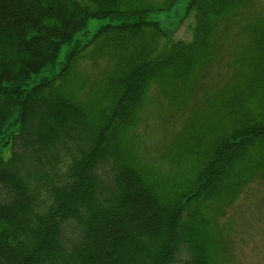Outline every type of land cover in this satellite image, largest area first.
Here are the masks:
<instances>
[{
  "label": "trees",
  "instance_id": "obj_1",
  "mask_svg": "<svg viewBox=\"0 0 264 264\" xmlns=\"http://www.w3.org/2000/svg\"><path fill=\"white\" fill-rule=\"evenodd\" d=\"M246 1L189 0L192 39L161 48L144 0H0V138L9 143L6 158L0 147V264H215L203 206L264 176V20L248 28L241 83L190 124L180 153H192L191 172L152 178L124 131L153 82L190 85L212 58L219 21ZM91 17L109 19L90 41L92 55L113 62L100 96L73 93L75 49L27 87Z\"/></svg>",
  "mask_w": 264,
  "mask_h": 264
},
{
  "label": "rangeland",
  "instance_id": "obj_2",
  "mask_svg": "<svg viewBox=\"0 0 264 264\" xmlns=\"http://www.w3.org/2000/svg\"><path fill=\"white\" fill-rule=\"evenodd\" d=\"M160 1L144 0L153 7L147 18L157 21L163 31L160 47L172 41H190L195 14L187 9L189 0H177L168 9H158ZM263 20L264 0H247L228 21H219L212 58L191 79L189 86L161 87L158 82L149 86L133 124L124 132L126 148L131 151L134 162L152 178L155 176L167 183L192 171V153H180L190 147L193 140L189 137L190 124L194 125L213 108L211 97L241 83L238 76L243 72L241 56L248 41V28ZM107 22L108 18H89L70 43L61 45L56 66L33 74L26 86L30 87L41 76L54 75L66 52L75 49L78 58L73 61L72 91L82 101L98 98L113 62L108 56L92 55L90 41L94 32ZM4 139L6 137L0 138V147ZM8 154L9 143H6L2 146V155L6 158ZM232 188L234 192L230 196L210 202L202 209L213 226L214 263L264 264V176L257 172L249 180L235 182Z\"/></svg>",
  "mask_w": 264,
  "mask_h": 264
}]
</instances>
